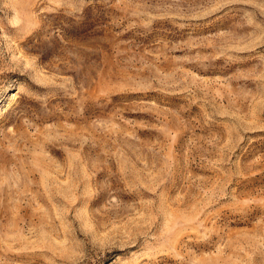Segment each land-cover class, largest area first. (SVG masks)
I'll return each instance as SVG.
<instances>
[{
  "label": "rangeland",
  "instance_id": "obj_1",
  "mask_svg": "<svg viewBox=\"0 0 264 264\" xmlns=\"http://www.w3.org/2000/svg\"><path fill=\"white\" fill-rule=\"evenodd\" d=\"M0 264H264V0H0Z\"/></svg>",
  "mask_w": 264,
  "mask_h": 264
}]
</instances>
